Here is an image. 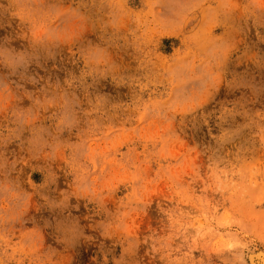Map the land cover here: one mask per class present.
Segmentation results:
<instances>
[{
  "label": "rangeland",
  "instance_id": "1",
  "mask_svg": "<svg viewBox=\"0 0 264 264\" xmlns=\"http://www.w3.org/2000/svg\"><path fill=\"white\" fill-rule=\"evenodd\" d=\"M264 264V0H0V264Z\"/></svg>",
  "mask_w": 264,
  "mask_h": 264
},
{
  "label": "bare ground",
  "instance_id": "2",
  "mask_svg": "<svg viewBox=\"0 0 264 264\" xmlns=\"http://www.w3.org/2000/svg\"><path fill=\"white\" fill-rule=\"evenodd\" d=\"M261 255H254L251 257V263L252 264H260L261 260H260Z\"/></svg>",
  "mask_w": 264,
  "mask_h": 264
}]
</instances>
